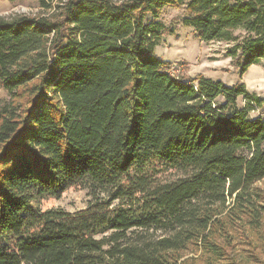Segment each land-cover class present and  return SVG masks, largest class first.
Masks as SVG:
<instances>
[{"label": "trees", "instance_id": "16d2710c", "mask_svg": "<svg viewBox=\"0 0 264 264\" xmlns=\"http://www.w3.org/2000/svg\"><path fill=\"white\" fill-rule=\"evenodd\" d=\"M36 1L0 15V264L264 256L262 99L154 54L160 11L184 7L200 40L233 44L242 77L264 62V0ZM79 186L87 209L42 210Z\"/></svg>", "mask_w": 264, "mask_h": 264}, {"label": "rangeland", "instance_id": "374dc122", "mask_svg": "<svg viewBox=\"0 0 264 264\" xmlns=\"http://www.w3.org/2000/svg\"><path fill=\"white\" fill-rule=\"evenodd\" d=\"M38 13L39 8L36 0H17L13 3L9 2L3 16H34ZM186 15L184 7H165L160 11L158 20L170 32L161 38L159 46L155 48V56L169 63L174 74L184 75L191 79L204 77L213 82H222L227 86L243 84L248 89V93L262 99L264 103V62L252 66L240 77L236 64L226 54V51L233 44L200 40L191 28L182 24V20ZM239 35L240 32L238 31L234 33V36ZM8 100V94L0 86V108ZM241 103V100H239V106ZM261 109V111L264 110V104ZM161 178L163 181L173 179L169 173L161 174ZM260 186L264 190V181L260 183ZM90 201L91 196L88 187H72L61 194L59 198L43 201L42 210H58L75 214L87 209ZM260 244L264 248V245ZM246 251L247 249L241 251L240 254L237 252L233 255L234 264H245L247 255H249ZM261 252V248L256 249L249 263L264 262V256Z\"/></svg>", "mask_w": 264, "mask_h": 264}, {"label": "crops", "instance_id": "0c3cea01", "mask_svg": "<svg viewBox=\"0 0 264 264\" xmlns=\"http://www.w3.org/2000/svg\"><path fill=\"white\" fill-rule=\"evenodd\" d=\"M8 6H9V2H7L6 0H0V15H3L5 13ZM241 106H242V103H241Z\"/></svg>", "mask_w": 264, "mask_h": 264}, {"label": "built area", "instance_id": "2783aa9c", "mask_svg": "<svg viewBox=\"0 0 264 264\" xmlns=\"http://www.w3.org/2000/svg\"><path fill=\"white\" fill-rule=\"evenodd\" d=\"M259 113V111H257ZM261 117L264 119V113L261 114Z\"/></svg>", "mask_w": 264, "mask_h": 264}]
</instances>
